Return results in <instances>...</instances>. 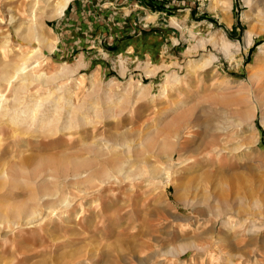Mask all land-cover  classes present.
I'll use <instances>...</instances> for the list:
<instances>
[{"label":"rangeland","instance_id":"374dc122","mask_svg":"<svg viewBox=\"0 0 264 264\" xmlns=\"http://www.w3.org/2000/svg\"><path fill=\"white\" fill-rule=\"evenodd\" d=\"M103 1L95 2L92 9L93 0H74L69 7L82 6L77 18L46 19L40 34L54 46L53 51L37 43L26 46L20 40L28 32L22 9L16 13L22 25L18 38L11 34L12 48L2 50L0 38V70L31 57L28 69L38 74L23 92L18 114L26 111L45 119L46 123H36L40 130L53 116L62 125L70 115L72 125L84 121L80 129L49 138L21 134L9 120L0 124V149L5 152L0 157V212L38 206L28 184L1 190L4 167H17L18 173L59 170L72 158L92 160L104 169L107 160L90 151L110 145L116 149L111 159L124 162L129 170L145 169L146 177L123 186L110 183L83 202L85 213L78 216L77 202L70 218L53 221L44 233L38 228L23 230L19 250L0 240V264H227L229 253L240 254L234 264H264V121L259 114L249 125L252 107L233 100L244 90L262 86L264 91V74L261 82L250 79L264 71V19L258 13L264 11V0H252L250 6L248 0H117L119 6H128L127 15L134 10L118 32L110 15L112 6H117ZM135 4L143 8L136 9ZM76 19H82L80 27L73 22ZM0 28L4 34L11 33L7 25ZM248 31L255 34L251 45ZM140 36L146 41H137L139 49L136 41L121 46ZM224 41L234 45L229 56L221 50ZM191 47L196 51L190 56ZM211 57L216 60L199 69ZM79 62L83 67L78 68ZM65 68L73 74L60 77ZM173 73L180 76L175 82L169 79ZM51 76L58 79L48 85ZM21 84L18 80L7 88L0 83L1 92L12 100ZM37 104H42L39 110ZM55 108L60 109L58 114ZM179 128L192 137L185 139L184 148L172 147L165 153V146L174 142L170 133ZM146 141L154 143L153 152L143 149ZM122 142H133L134 153L118 147ZM210 145L224 150L196 155L177 166L168 186L150 182L151 170L168 169L170 157L176 164L197 151L204 153ZM39 179L46 183L50 199L66 194L77 201L81 195L71 178ZM224 200L233 216L232 231L211 214L212 208H222ZM246 218L255 220L259 232L250 234L252 225L246 224L238 234ZM213 225L216 238H225L226 243L206 242L204 233ZM191 242L212 248L172 254Z\"/></svg>","mask_w":264,"mask_h":264},{"label":"bare ground","instance_id":"6f19581e","mask_svg":"<svg viewBox=\"0 0 264 264\" xmlns=\"http://www.w3.org/2000/svg\"><path fill=\"white\" fill-rule=\"evenodd\" d=\"M73 1L74 0H0V25L1 26L7 25L8 27L12 28L10 31L11 33L9 34L2 33L1 28H0V38L4 42L2 46V50L4 49L10 50L12 48L13 40H12L11 34H14L15 38L19 37L22 22L19 20L16 13H17V10L20 11L22 9L23 13L26 16L25 20L28 22L27 24L28 32L24 36L21 35L19 37L20 40L23 43H26L27 44L26 46L37 43L38 45L40 44L45 45V47L49 49V51H53L54 46L48 43L45 38H43V36L40 34V30L42 29L43 23L46 19L54 20V19L63 17L69 8V5ZM252 2H253L252 0H248L247 3L250 6ZM12 5H18L17 6L18 9ZM227 12H231L229 6L227 8ZM258 13L262 14V18L264 19V11L261 12V10H258ZM254 35L255 34L251 31L247 32L246 36L248 39V45L252 44ZM190 42H192V40H190ZM233 46H234L233 44L227 41H224L221 50L224 51V53L227 56H229L230 51L233 48ZM195 49L196 47H191L188 51L189 52L188 54L190 56L192 54H195V51H196ZM30 59L31 57H27L25 62L22 63L21 65H17V64L15 65V64L9 63L2 70H0V83H3V84L5 83L7 85V88L12 87V85L16 83L18 80L22 81V84L20 85V87L17 89L15 88V92L14 94H12L14 95L13 97L14 99L12 100H8L6 96L2 94L1 85H0V124L5 123L6 121L9 120L11 124L21 129V132H20L21 134H34V135L41 134L47 137L48 136L57 137L58 134H61L62 136L63 131L64 132L71 131L74 128L80 129V127L84 125L83 124L84 121L78 120L76 125H72L71 120L74 117L72 115H70L69 117L70 120L64 122L63 125L61 124V122L58 121L56 116H53L52 118H49L47 122L48 124H46L47 126L44 127V130H40L42 128L38 129L36 126V123L41 125L45 122V119L38 120L36 119L34 115L32 116L30 114H27L26 111H20L18 114L17 110L21 108V107L20 108L18 107L23 103V92H26L28 90L27 89L28 83L30 81H35L38 75V74L37 75L34 74L32 72L33 70L31 71L28 69L29 63L27 64V62ZM215 60H216L215 57H211V59L207 60L206 63L202 65L199 69L207 68V66L212 64ZM162 63H163V60H162ZM79 67H83V64L81 62L78 63V68ZM169 68H170V65L167 66L165 69L167 70ZM160 69L161 68L159 67L158 71ZM60 74H61L60 77H64L67 75H72L73 73L70 71L69 68H65L63 73H60ZM263 74H264V71L259 70L257 73H255L254 75L250 77L251 82H257V81L261 82L263 79ZM179 77L180 76L178 74L173 73L170 75L169 79L171 80V82H175L176 80L179 79ZM56 79L58 78L49 77V80H47L46 83H48V81H52L53 83H56L54 82ZM40 82L41 81H39V84ZM51 83H48V85ZM225 86L227 85L225 84ZM257 88H260V87H257ZM249 90L250 91L247 90L246 92L244 90L242 95H238V94L234 95L233 100H235L236 105H249L252 107L253 111H252L251 119L249 121V125H252V122L255 120V118H257L259 114L262 115L261 117H262V120L264 121V91L262 90V86L260 89H257L255 91L252 89H249ZM180 104L181 103H179L178 106H180ZM41 105L42 104H37L36 110H39L40 107H42ZM25 107L27 108L28 105L26 104ZM29 109H30V106H29ZM55 109H56V112L54 111V109H53V112L58 114L60 112V109L59 108H55ZM43 116H46V115L43 114ZM181 122L182 121H179L178 124H180ZM232 124L233 126H238V127L241 126L240 125L241 123L235 125L232 122ZM12 132L14 131L12 130ZM170 134L173 136L174 142L165 146L164 148L165 153H167L168 150H170L172 147L175 148L178 146L179 148H184L186 145L185 139H189L190 137H192L189 131L185 133L180 128L178 130L176 129L174 132H171ZM2 142H0V146L3 145ZM132 143L133 142H122L118 144V147H121L122 149L129 148L130 149L129 152L131 154V153H134V150H135L133 149L131 145ZM211 146L213 145H210V147ZM102 147L99 149V146H98V147H95V149H93L92 151H90V152L95 153L94 155L96 156V158L100 156L107 160V166L104 169L101 168L102 170L99 169L97 166L93 165V162H91L92 160L86 161V162H83V161L79 162V161L73 160L72 158H70V160H65L63 162L62 167L60 165L61 169L59 170L48 169L47 171H43V169L41 168L42 171L41 170L40 171L36 170L33 172L22 171V173H18L20 169H18L17 167H12V168L4 167L3 173L1 175V180L4 183H3V189L1 188V190L3 191L5 190V188H9V189L14 188L20 184H28L29 188L31 189L30 197L33 200H35V202H37L36 204L38 206L24 207V208L19 207L16 210L8 209V210L0 212V240L2 241L4 240L6 244L8 243L11 244L13 250H19L21 249V247H20V242L18 240V237L23 235V230L38 228L40 232L44 233L46 228H50V225L53 221L55 220L61 221L62 219L67 220L68 218H70L71 216L70 214L72 212H75V205L77 204V202H78L79 207H81L80 212H79L80 214H78V216L85 213V210L83 209L84 207L83 202L86 200L93 199L94 195L99 194V192H101L110 183H116V184H120L121 186H123L124 184H127L128 182H132L136 180V178L142 179V177H146L147 171L145 169H139L135 171L129 170L127 169V166L125 165L124 162L111 159L110 158L111 154H113V151L116 150L115 148H113L110 145L105 146V148L103 149ZM210 147L209 148L207 147L204 150L205 151L204 153L197 151V153L193 154L194 155L193 157H189V158L186 157L187 159H185L182 162L176 163V164L172 163V157H170L167 160V163H169V166H170L168 169L165 168L164 170H162L159 167H154L151 170V174L149 176L150 182H152L154 185L159 184L160 182H165L168 186L171 183L173 174H175L174 172L177 166L180 167V166H183L184 163L189 162L190 160L192 161L193 158L195 159L196 155L205 156V154H210V153H219V152L221 153L224 150V149L219 150L217 147H214V146H213L214 148L212 147L213 149H210ZM153 148H154V143L152 141H146L145 146H143V149L146 152H153ZM139 152L136 151L135 154H137L139 158L144 161L145 158L142 156L143 154ZM207 152H210V153H207ZM4 153L0 149V157H2ZM96 162H98V159ZM41 176H48L50 179L59 177V178L68 180L69 178H71L75 182L74 185L78 186L82 190L81 195L78 196L77 201L71 200V198L67 196L66 194H63L56 199H50L49 197L51 196V193L48 187L46 186V183L39 179V177ZM223 202L224 203H222V208L220 209L212 208L211 214H212V217L216 218V220L221 221L223 228H225L227 231L228 230L232 231L231 230L232 229L231 220L233 216L229 214L231 209L225 208V206L226 207L229 206L228 205L229 202L226 200H224ZM41 208H44V212L42 211ZM84 218H85L84 216L80 217V219H83V220ZM246 224L252 225V229L248 231L250 234L254 233L255 230L259 232L258 230L261 229V228H257L256 226H254L255 220H253V218H246L245 224L242 223L239 227L240 229L238 233L239 235L242 234L241 228H244ZM217 233L218 231L216 230L215 225L210 227L204 233L206 242L213 241L216 243L217 242L226 243L225 238H218V237L216 238ZM51 241H54V240L52 239ZM211 248H212L211 244H208L207 246H201L199 244H196L195 242H191V243L185 244L180 249H173L172 254L174 256H179L178 254H183V253L189 254L193 252L209 251ZM239 256L240 254L233 255L232 253H229L227 258L224 261L227 264H234L236 257H239Z\"/></svg>","mask_w":264,"mask_h":264},{"label":"crops","instance_id":"0c3cea01","mask_svg":"<svg viewBox=\"0 0 264 264\" xmlns=\"http://www.w3.org/2000/svg\"><path fill=\"white\" fill-rule=\"evenodd\" d=\"M94 2H91V8L93 9V8H96V6H94L93 4L96 2L97 4H98V2H101V0H93ZM102 3H106V4H110L111 6L112 5H114V4H116V6H117V8L116 7H114V6H112V8L111 9H113L112 10V12L110 13V15H112V18H113V26H114V29H115V31H120V28H119V26H121V23H124V22H126V20H127V17H129L132 13H133V9L130 11V13H129V15H127L125 12H124V10H126L127 8L126 7H128V6H126V4L125 5H120L119 6V4H117V0H115L114 2H112V1H110V2H107V0H105V1H103ZM122 6V7H121ZM124 6H125V8H124ZM134 8H143L142 6H139V5H137V4H135V7ZM82 9V6H81V4L80 3H78V4H75V5H71L69 8H68V10H67V14H65V17H70V18H72V20H73V17H75V18H77V15L78 14H82L81 12H80V10ZM157 15H160V14H157ZM67 22H68V20H67V18L64 20V22L62 23L63 24V26L64 25H66L67 24ZM73 22H77V24H78V27H80V24H81V22H82V19H76L75 21H73ZM118 25V26H116V25ZM122 27V26H121ZM125 30H123V32H124ZM148 36V35H147ZM146 36V37H147ZM141 38H143L142 36H140L139 38H134V39H127V40H125V41H123V44H121V46L122 45H127L128 44V42H133V41H136L135 42V44H134V46L135 47H137L136 46V43H137V41L139 40V41H142V42H144V41H146V39L144 40V39H141ZM148 38V37H147ZM127 47V46H126ZM138 48V47H137ZM139 49V48H138ZM145 50H143V53H146V52H144ZM140 53V52H139ZM140 54H142V53H140Z\"/></svg>","mask_w":264,"mask_h":264}]
</instances>
